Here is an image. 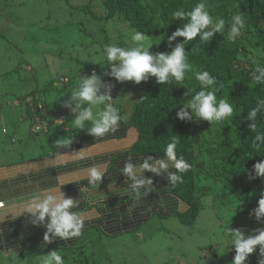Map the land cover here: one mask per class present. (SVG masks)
Instances as JSON below:
<instances>
[{"label": "rangeland", "instance_id": "1", "mask_svg": "<svg viewBox=\"0 0 264 264\" xmlns=\"http://www.w3.org/2000/svg\"><path fill=\"white\" fill-rule=\"evenodd\" d=\"M104 1L0 0V134L1 129L6 128L9 137L17 139V150L13 151L14 146L8 144L13 154L0 155V163L34 157L47 151L52 141L83 131L74 126L71 132L64 131V126H59L62 114L54 112L49 113L54 127L39 131L45 123L27 114L30 109L27 103L33 104V101L21 99L46 83L55 81V87L60 89L52 88L44 98L50 95L49 100L53 101V96L66 91L68 99L82 75L95 72L105 87L110 85L108 81L112 83L114 106H122L126 121L131 118L134 104L148 87L151 77L135 84L116 82L105 75L109 69L105 66L103 48L111 44L112 39L104 43L103 30L112 36L113 44L121 47L133 46L131 35L137 30L123 16L105 19L104 23L93 19L91 12L105 14ZM149 37V50L156 54L160 47H152ZM56 104L62 106L60 101ZM198 184L202 209L193 225L183 224L174 216L181 229L165 224L161 230L147 233L148 237L140 233L111 239L90 233L84 239L83 248L70 251L68 255L60 250L65 264H231L235 251L224 245V228L228 226L253 235L256 229L264 228V222L258 223L254 215H250L249 204L230 193L225 182L204 180L200 176ZM48 252L50 250L28 249L21 256L10 258L0 253V264H41ZM253 263L254 260L246 261V264Z\"/></svg>", "mask_w": 264, "mask_h": 264}, {"label": "trees", "instance_id": "2", "mask_svg": "<svg viewBox=\"0 0 264 264\" xmlns=\"http://www.w3.org/2000/svg\"><path fill=\"white\" fill-rule=\"evenodd\" d=\"M199 2L202 0H105L102 4L103 10H106L105 14L91 12V16L93 19H101L103 23L105 19L108 21L123 16L134 29L150 36L152 47H160L158 53H168L177 43L183 41L182 37H178L171 45L168 44L167 37L182 24L179 19L173 20L172 13L178 9L190 11ZM203 2H206L214 21H225L224 33H214L213 39L208 43L200 42L199 36L189 42L185 50L188 52L189 63L193 65V72L186 75L184 84L162 85L156 82L155 77H151L148 87L134 104L131 118L122 121L124 132L131 127L138 131V138L131 149V153L135 155H164L166 144L174 136L179 139L177 155L183 156L192 165V169L183 174V183L175 186L170 184L169 188L188 203V209L177 212L176 215L183 224L189 226L196 222L202 209V200L197 194L200 176H203L204 180L225 182L230 193L242 203H248L252 210L258 206L261 192H264V179L250 178V173L254 176L253 165L264 160V148L257 150L253 143L258 132L264 133V113L258 114L256 118V132L251 131L248 126L251 122L247 120V112L257 106L259 99H264V84L252 82L255 67L264 66V0ZM238 13L243 15L246 27L236 37L235 42H232L227 38V33L232 16ZM103 34L104 43L110 39V43H114L106 29ZM196 71H208L216 78L217 98L227 99L232 104L234 112L231 118L213 124L202 119L180 121L176 118L181 104L192 95L188 89L193 92L200 90L199 82L195 80ZM55 86V81H52L42 87H36L21 101L29 98L33 101L32 105H27L31 110H27V114L34 120L45 123L39 131L46 129V132L53 128L49 113L54 112L62 114L59 126H64V131L71 132L74 115L70 114V110L48 99L38 98L42 93L45 95L52 88L55 89ZM61 93L67 94L66 91ZM185 93H188V96ZM116 107L124 117L122 106L118 104ZM188 111L191 114V109ZM77 134L79 135H76L72 145L94 138L86 132ZM55 141L48 147L54 152L51 156L58 150ZM16 143L14 136L9 137L8 130L3 135L1 129L0 145L7 147L8 144ZM81 248L83 247L78 246L76 249ZM69 252L65 254L68 255ZM262 259L264 257L259 253V246L248 257L249 262L254 260L253 264H260Z\"/></svg>", "mask_w": 264, "mask_h": 264}, {"label": "clouds", "instance_id": "3", "mask_svg": "<svg viewBox=\"0 0 264 264\" xmlns=\"http://www.w3.org/2000/svg\"><path fill=\"white\" fill-rule=\"evenodd\" d=\"M173 20L179 19L180 27L167 37L168 44L171 45L178 37L183 41L177 43L168 53L150 52L148 47V35L134 31L131 35L133 46L121 47L116 44H107L103 48V58L107 63L109 71L105 73L115 79L116 82H133L140 84L150 77H155L158 84H178L183 85L186 75L193 72V65L189 63L185 46L200 37V42L208 43L213 39L214 33H224L225 21L220 19L214 21L210 15L206 2H199L190 11L178 9L172 13ZM232 23L227 33V38L235 42L242 30L246 27L243 15L240 13L232 16ZM195 80L199 82L200 90L193 92L190 98L182 103L176 112V118L180 121H194L202 119L213 123H221L232 117L234 109L227 99L217 98V80L208 71H196ZM106 82V81H105ZM253 84H264V66L257 65L252 72ZM112 85L105 87L101 77L93 72L91 75H82L78 85L70 91L68 99L63 100L62 106L70 110L74 115L72 120L74 127L83 130L94 138H104L109 134H115L124 117L120 109L114 106V99L111 96ZM222 87V85H221ZM104 89V91H102ZM188 96V93H185ZM74 105V106H73ZM191 109V114L188 111ZM264 113V99L257 101V106L247 112L248 125L251 131L256 132V118L258 114ZM88 122V123H86ZM90 124V126H89ZM72 138L58 139L55 146L58 149L71 145ZM257 150L264 148V133H257L253 139ZM179 139L173 137L164 148L162 158L148 156L138 165L128 159L121 169V174L131 180L130 192L136 197L152 190V179L144 176V172H151L153 175H162L170 181L172 186L183 183V174L192 169V165L183 156L177 155V145ZM62 155L61 152L56 153ZM79 159H84L83 152L77 153ZM152 160V163H149ZM175 169L171 171L170 169ZM254 176L250 173V178L264 179V160L256 162L252 167ZM104 177L98 167H90L87 171V180L92 188H96ZM147 188L148 191L141 189ZM4 201L0 200V207L4 206ZM79 200L66 197L64 192L56 193L48 191L43 197H34L25 208L24 212L30 214L33 225H43L46 229L44 234L45 244L51 243L55 238L70 240L80 237L84 228V219L81 214L72 209L77 208ZM250 215H254L256 221L264 222V192H261L258 206L252 210ZM47 218V219H46ZM225 247H231L235 255L231 264H246L250 254H253L259 246V253L264 257V228L255 230V234L246 235L240 229L225 227L222 233ZM41 264H65V260L57 250H53L44 255ZM264 264V259L260 261Z\"/></svg>", "mask_w": 264, "mask_h": 264}, {"label": "crops", "instance_id": "4", "mask_svg": "<svg viewBox=\"0 0 264 264\" xmlns=\"http://www.w3.org/2000/svg\"><path fill=\"white\" fill-rule=\"evenodd\" d=\"M66 95L58 93L50 101L54 104L63 102L67 99ZM49 96L45 99L49 100ZM38 98H44L43 93ZM25 100L30 101V98ZM124 131L125 126L121 123L119 130L112 136L71 144L57 150L62 153L60 156H51L54 152L47 149L31 158L1 162L0 200L5 202V206L0 210V253L10 258L21 256L29 249L57 250L63 255L60 250L67 253L78 246L84 247V239L90 233L99 238L121 239L140 233L147 236L150 231L154 233L152 231L161 230L165 224L181 229L174 216L179 219L176 213L186 211L189 206L170 190V181L166 176L145 171L144 176L153 181L152 190L148 191L146 187L141 189L148 193L140 197L130 192L133 182L121 174L125 161L131 159L132 163L138 165L148 156L162 158L163 155L132 154L138 131L135 127ZM77 133L69 137L73 142L79 135ZM16 144L13 145V151L17 150ZM13 151L0 145V155H12ZM80 151L85 157L82 160L77 156ZM93 166L104 172L96 188H92L87 180V171ZM170 170L175 171L174 168ZM48 191L57 194L64 192L66 197L80 201L78 207L72 209L79 212L85 222L80 237L70 240L57 237L45 244L43 237L46 229L40 224L33 225L30 214L24 211L31 199L43 197Z\"/></svg>", "mask_w": 264, "mask_h": 264}, {"label": "built area", "instance_id": "5", "mask_svg": "<svg viewBox=\"0 0 264 264\" xmlns=\"http://www.w3.org/2000/svg\"><path fill=\"white\" fill-rule=\"evenodd\" d=\"M110 85H111V84H110ZM108 86H109V85H108ZM39 126H40V125H39ZM39 126H38V127H39ZM6 133H7V129H6V128H3V129H2V134L5 135ZM4 206H5V203H4ZM4 206H3V207H4ZM3 207H0V210H1Z\"/></svg>", "mask_w": 264, "mask_h": 264}]
</instances>
